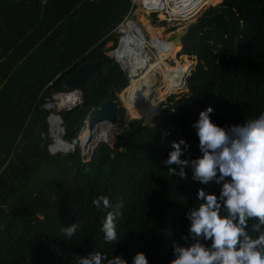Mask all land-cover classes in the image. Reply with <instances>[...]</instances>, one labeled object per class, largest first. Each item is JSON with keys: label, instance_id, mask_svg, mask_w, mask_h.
Segmentation results:
<instances>
[{"label": "trees", "instance_id": "obj_1", "mask_svg": "<svg viewBox=\"0 0 264 264\" xmlns=\"http://www.w3.org/2000/svg\"><path fill=\"white\" fill-rule=\"evenodd\" d=\"M130 7L131 0H0V264H78L94 250L129 264L137 252L148 264H169L172 242L183 243L196 189L219 190L169 176L163 161L171 143L183 138L198 155L190 125L208 106L219 126L264 111V0H222L189 24L182 47L174 48L195 65L185 86L168 65L183 86L172 88L171 80L162 92H187L168 96L157 115L149 112L144 124L152 120L150 126L139 117L123 120L113 143L96 145L87 161L78 146L51 155L42 106L51 93L68 90L64 83L79 67L99 64L79 88L80 105L59 113L64 141L128 86L105 53L116 45L113 30ZM98 195L122 205L111 243L100 231L108 209L91 203ZM73 222L80 228L65 238L62 228Z\"/></svg>", "mask_w": 264, "mask_h": 264}, {"label": "clouds", "instance_id": "obj_2", "mask_svg": "<svg viewBox=\"0 0 264 264\" xmlns=\"http://www.w3.org/2000/svg\"><path fill=\"white\" fill-rule=\"evenodd\" d=\"M116 101L126 112L119 97ZM212 112L211 106L206 107L190 125L199 154L192 156L191 145L181 138L171 143L163 161L171 177L219 186L215 193L205 187L196 189L195 201L185 212L188 224L186 234L180 236L183 243L172 242L169 264H264V111L242 124L226 126L212 122ZM91 203L98 211L108 209L100 227L105 243L117 240L122 205L111 204L106 195L96 196ZM79 228L73 222L62 228V234L70 239ZM78 264L129 262L94 250L78 257ZM131 264H148V260L137 252Z\"/></svg>", "mask_w": 264, "mask_h": 264}, {"label": "built area", "instance_id": "obj_3", "mask_svg": "<svg viewBox=\"0 0 264 264\" xmlns=\"http://www.w3.org/2000/svg\"><path fill=\"white\" fill-rule=\"evenodd\" d=\"M202 2L203 0H131L129 15L125 16L113 30L114 36L117 38L116 45L110 48L112 46V43L110 42V50L107 51L105 55L111 58L119 66V69L126 74L131 82L132 78L129 74L128 67L142 65L144 63L143 58L145 54H155L157 51L156 46L162 47V44L157 39H153V42L157 45L153 49L150 48V45L146 42L150 40V37L147 38L144 36L141 28L132 19L134 11H141V13L147 16L151 14L165 16L164 21L166 22V27L172 29L176 26V23L186 22L193 18L198 13L195 12L197 10L194 9V7H197L198 9ZM185 7H189L191 11H186ZM152 59H150V61ZM167 63L169 64L170 62ZM138 72L141 73L140 70ZM138 72H136L135 75H138ZM50 85L51 83H49L48 86ZM118 97L119 100H121L120 94ZM80 103L81 91L79 89L56 91L51 93L50 97L45 98L42 108L48 112L46 123L50 143L48 144L47 150L51 155L56 153L73 152L74 147L78 146L81 149L82 155L86 156L85 161L88 160L92 149L86 153H84L83 150L88 147L89 142L95 137L88 139L86 143H82L79 140L81 133L86 129V121L88 117L85 119L84 128L78 136L70 142H65L63 140V122L59 116L60 112L70 111L80 105ZM102 123L103 122L96 124L91 131L100 127ZM113 129L111 131H113ZM108 135L111 137V133H108ZM63 141L70 147L69 150H60L58 144ZM103 141H106V138L103 139Z\"/></svg>", "mask_w": 264, "mask_h": 264}, {"label": "bare ground", "instance_id": "obj_4", "mask_svg": "<svg viewBox=\"0 0 264 264\" xmlns=\"http://www.w3.org/2000/svg\"><path fill=\"white\" fill-rule=\"evenodd\" d=\"M214 1L215 0H203L202 4L198 7V9L197 7H194V9L197 10L195 12H199L201 9L203 10L204 7L205 8L206 6L208 7L210 3ZM185 9L186 11H191L189 7H185ZM159 16L162 18V15ZM146 30L148 31V34L150 33V40L146 42L148 45H150V48L153 49L157 45L156 43L153 42V39H157L160 42V36L158 35L157 32L152 33L147 28ZM170 43L169 44L161 43L162 47L156 46L157 51L155 52V54H150V55L145 54L143 58L144 63L142 65H134L128 67L129 74L131 75L132 79L129 86L125 89V91L120 93V99L127 112L131 113L134 112L135 110L145 111L146 109L150 108L152 102L154 104V108L151 111H153L160 103V101L157 100H159L161 95L160 91L162 90V87L166 83V80H163L165 78L162 75V71L164 67L162 63L164 60L167 61L168 58L166 57L169 55V53L174 52V48L176 46H179L181 44V41L178 38H175L173 40H170ZM150 59L152 60L150 61ZM139 70L141 73L135 75V73L138 72ZM156 73L160 76V79L158 81L159 85L157 84L159 87H157L158 88L157 90L155 84L152 81L154 79L153 75ZM173 79L174 77H171V80ZM137 117L138 116H134L133 118H137ZM112 126L113 125L108 122H103L100 125V127L95 128L93 131H89L85 129L81 133L79 140L82 143H86L88 139L92 137H96L99 140H103L108 137V133L110 132ZM58 147L60 148L61 151H67L70 149V147L64 141L58 144Z\"/></svg>", "mask_w": 264, "mask_h": 264}, {"label": "rangeland", "instance_id": "obj_5", "mask_svg": "<svg viewBox=\"0 0 264 264\" xmlns=\"http://www.w3.org/2000/svg\"><path fill=\"white\" fill-rule=\"evenodd\" d=\"M221 2H222V0H215L214 2L210 3L209 7L206 6V8L205 7L204 8L206 10V9H208L210 7L218 5ZM204 8H203V10H204ZM203 10L201 9L193 18H191L190 20H188L186 22L176 23V26L174 28H172V29H169V28L166 27V22L164 21L165 16H162V18H161L159 16L160 14H157V15L154 16V19H155L156 22H153L152 15L146 16L143 13H141V11L139 12L137 10L134 13V15H135L134 18H135V21H136L137 25H139L141 27V30L143 31L144 36H146L147 38L150 37V33L148 34V31L146 30V28H147L152 33H154V32L158 33V35L160 36V42L162 44L163 43H168L169 44L170 40L176 38L180 34H185L187 26L189 24L193 23L201 15ZM160 22H164L165 24L160 25ZM110 44L111 43H108L106 47L108 48L110 46ZM170 45H171V43H170ZM180 50H181V47H180L179 51H174V52L169 53L170 56L168 55L166 57V58H168L167 61L164 60L163 63H162L164 65L163 71H162V75L165 78L163 80H166V83L162 87V90L160 91L161 95H160L159 100H157V101H160V103L162 101L164 102L166 100V97H168L169 95L180 96V95H182V94L187 92L186 88H185V90L183 92L181 91L180 93L172 94V92H169L168 95H164V93L162 92L163 90L166 91V85L169 84V82L171 81V76H173L167 69V67L169 65L167 62H170L171 68L176 70L181 75H183L184 79L187 77V75H188L187 73H188L189 69L193 68L194 65H195L194 58H188L187 56L180 55ZM176 60L177 61L179 60V61L177 62ZM189 64H190V66H189ZM138 74H140V73L138 72ZM153 76H154V79L152 81L155 84V87H156V90H157L158 89L157 87H159L158 86L159 85L158 81L160 79V76L157 73L154 74ZM174 79L175 80H172V81H174V83L172 85V88L175 87V86H179L180 84L183 86V84L179 80H177L176 77ZM151 104L152 105H150V108L146 109L147 111L146 110L145 111H141V110H137L136 111L135 110L134 112H131V113L127 112V111L124 112V116H123L122 120L120 122L115 123L114 125L112 124L114 127L112 126L111 130L113 128L114 129H113V131L110 130V132H109V133H111V137H110V135H108V137L106 138V141L99 140L96 137H95L96 139L92 138V140L88 144V147L84 148L83 152L84 153L89 152V150L93 149L99 143H107L108 145H111L113 143V134L116 133V132L117 133H121V130L123 131L124 128H125V127H123L122 129H120L121 123L123 122V120H130L134 116H138L139 119H142V121L144 122V120L146 118H148L149 111H151L154 108L153 102ZM156 115H157V113H156Z\"/></svg>", "mask_w": 264, "mask_h": 264}, {"label": "water", "instance_id": "obj_6", "mask_svg": "<svg viewBox=\"0 0 264 264\" xmlns=\"http://www.w3.org/2000/svg\"><path fill=\"white\" fill-rule=\"evenodd\" d=\"M185 34H180L176 38L181 41ZM99 68V64L89 62L79 67L66 81L65 87L69 90L79 89L89 76H91ZM191 68L189 69V71ZM189 71L187 74H189ZM185 85V83H184ZM121 107L118 101L108 100L102 103L95 111L91 112L86 121V129L91 131L96 124L108 122L115 124L122 120Z\"/></svg>", "mask_w": 264, "mask_h": 264}, {"label": "crops", "instance_id": "obj_7", "mask_svg": "<svg viewBox=\"0 0 264 264\" xmlns=\"http://www.w3.org/2000/svg\"><path fill=\"white\" fill-rule=\"evenodd\" d=\"M129 10H130V9H129ZM135 12H136V11H134V13H135ZM139 12H140V11H139ZM134 13L132 14V19L135 21V18H134L135 15H134ZM127 15H129V11H128ZM127 15H126V16H127ZM144 15H145V14H144ZM151 15H152V14H151ZM146 16H147V15H146ZM148 16H149V15H148ZM135 22H136V21H135ZM138 26H139V25H138ZM139 27H140V26H139ZM140 28H141V27H140ZM181 45H182V43H181Z\"/></svg>", "mask_w": 264, "mask_h": 264}, {"label": "flooded vegetation", "instance_id": "obj_8", "mask_svg": "<svg viewBox=\"0 0 264 264\" xmlns=\"http://www.w3.org/2000/svg\"><path fill=\"white\" fill-rule=\"evenodd\" d=\"M169 71V70H168Z\"/></svg>", "mask_w": 264, "mask_h": 264}]
</instances>
